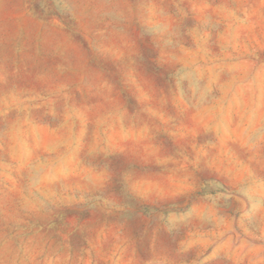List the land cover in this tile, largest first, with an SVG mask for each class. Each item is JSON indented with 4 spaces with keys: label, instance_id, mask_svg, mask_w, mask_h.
Returning <instances> with one entry per match:
<instances>
[{
    "label": "rangeland",
    "instance_id": "374dc122",
    "mask_svg": "<svg viewBox=\"0 0 264 264\" xmlns=\"http://www.w3.org/2000/svg\"><path fill=\"white\" fill-rule=\"evenodd\" d=\"M0 264H264V0H0Z\"/></svg>",
    "mask_w": 264,
    "mask_h": 264
}]
</instances>
